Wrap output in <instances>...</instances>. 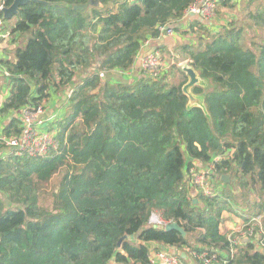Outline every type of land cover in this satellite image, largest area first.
<instances>
[{
  "label": "trees",
  "instance_id": "obj_1",
  "mask_svg": "<svg viewBox=\"0 0 264 264\" xmlns=\"http://www.w3.org/2000/svg\"><path fill=\"white\" fill-rule=\"evenodd\" d=\"M44 1L65 4L28 2L9 26L0 11L3 28L26 35L0 54V93L9 85L0 116L41 103L51 88L70 90L55 122L57 149L0 156V264H149L151 243L175 248L181 264H202L203 253L212 264H264L257 242L232 252L220 230L223 211L244 212L247 223L264 207L254 196L264 194V0H220L216 14L229 10L228 21L195 19L184 29L173 25L198 0ZM161 26L188 37L160 76L103 81V73L130 70ZM179 61L209 80L211 123L200 108L186 109ZM18 132L14 118L2 130ZM212 161L214 180L227 174L238 200L213 182L215 192L202 194L186 177L187 168ZM152 213L186 236L148 224Z\"/></svg>",
  "mask_w": 264,
  "mask_h": 264
},
{
  "label": "built area",
  "instance_id": "obj_2",
  "mask_svg": "<svg viewBox=\"0 0 264 264\" xmlns=\"http://www.w3.org/2000/svg\"><path fill=\"white\" fill-rule=\"evenodd\" d=\"M126 1L135 2L136 0ZM219 2L220 0H198L186 8L184 18L198 16L204 20H211L216 16V9ZM158 29L160 32L158 38L162 35H172L174 33V29L171 27L161 26L158 27ZM9 33L8 29L2 27V22L0 20V40L7 38ZM166 64L164 63L161 51L155 49L140 57L138 68L135 70L141 76L157 78L164 71ZM177 64L180 65L181 62L179 61ZM45 101L46 100H42L41 103L36 105L23 106L12 113L13 117L18 122L19 132L16 135H7L3 134L2 130L0 131V141L5 147L10 148V150L16 154L26 155L28 157L44 156L49 151L58 148L59 142L55 122L62 116L53 117L46 115ZM231 152L232 150H230L226 156L223 154L217 155L213 161H217L221 158H227ZM3 155L4 154H2V156ZM213 161L209 164L198 165V168L194 165L186 169V177L189 179L194 188L201 191L202 194H213L215 192V188L211 185V183L215 181L213 178V174L215 172ZM253 219L254 218H251L250 221L245 224L242 223L235 230L239 231L240 235L243 233L253 235L254 239H250L248 236H244L240 239L239 236L231 234V232L228 233V240L230 242L232 252L235 246L240 244L241 241H244V239H246V241L250 240L255 244L257 242L259 247L264 249V228L259 220ZM147 223L163 227L169 222L162 220L157 214L152 213L149 216ZM197 258L202 264H212L209 258L206 257V253L197 255ZM149 264H181L179 252L170 251L168 247L167 249L158 248L150 253ZM190 264H193V262Z\"/></svg>",
  "mask_w": 264,
  "mask_h": 264
},
{
  "label": "crops",
  "instance_id": "obj_3",
  "mask_svg": "<svg viewBox=\"0 0 264 264\" xmlns=\"http://www.w3.org/2000/svg\"><path fill=\"white\" fill-rule=\"evenodd\" d=\"M226 17L231 18V13L229 11H223L220 15H216L214 18H212L209 21H210V23L213 24L212 26H217V25L221 24L222 22L227 21L229 19L228 18L227 20H225ZM195 19L201 20V18L198 16L185 17V18L181 19L179 22L175 23L173 25V28L174 27H177L180 29L187 28L189 26V23ZM187 37L188 36H185L184 34L180 35L174 29V33L172 35H162L156 39H149L146 41V43L143 45V47H141V49L139 50L137 58H136L135 63L133 65V69L131 68L130 70H127L124 72H121L119 70L108 71L106 73H103L102 77L105 79H108L112 83L124 82V81L131 83L133 80H135L137 78V76L140 75L137 73V71L135 69L138 68L139 59L142 55L147 54V53H149L155 49H158L159 51H161L163 53V55L170 52V55L173 56V55H175L176 46L178 44L185 42L187 40ZM184 38H185V40L181 41ZM4 48H5V46L3 44H1L0 50H3ZM79 80H80V76L78 75L74 78L73 84ZM8 90H9V85L4 84L2 87L1 93H0V103H1V100L7 96ZM69 94H70V90L68 88H61L58 90H54L51 88L49 90V96L47 97V99L45 101V114L53 116V117L62 116V114L65 113V110H66L67 98H68ZM13 118L14 117L12 114L10 116H0V131L3 130L5 127H7L8 122ZM8 150H9V148H7L5 146L0 148V156H2V154H5ZM217 182L218 181H216V180L213 181L214 184H218ZM225 215H226V213H224V211H223L222 212L223 218ZM242 223H244V222H242ZM224 224H226L225 227L227 229H229L231 227L230 223H227L226 221H223V219H222V222L220 225V230L223 232L227 231L224 229ZM233 225L239 226V224H236L235 222L233 223ZM167 247L168 246H158L157 244H153V243L149 244V248L151 249V252H153V250L155 248L167 249ZM168 248L170 251H176L177 252V250L175 248H172V247H168ZM181 256L184 257L183 254H181ZM108 264H118V263H116L113 259H111L108 262Z\"/></svg>",
  "mask_w": 264,
  "mask_h": 264
},
{
  "label": "water",
  "instance_id": "obj_4",
  "mask_svg": "<svg viewBox=\"0 0 264 264\" xmlns=\"http://www.w3.org/2000/svg\"><path fill=\"white\" fill-rule=\"evenodd\" d=\"M28 2L43 3V4H48V5L65 4L64 2H61V1L49 2V1H44V0H12L9 6L0 7V11L2 12V17L5 19H9L17 15L18 9L20 8V6ZM89 4H90V1L84 4L73 5L72 7L74 9L82 10L86 8ZM179 68H180V71L186 77V81L181 86V91L187 98L186 109L190 110L193 107L200 108L205 114L208 122L211 123V117L208 113V110L205 104V94L210 88L209 80L206 78H202L199 75L198 71L195 70V68L187 62H182L179 65ZM196 86L201 88V91L199 93H195L193 91V88ZM220 181L223 183H228L229 176L227 174H222L220 176ZM193 202H196V199H194ZM163 228L164 230H171V229L177 230L178 232H180V234L183 237L186 236V232L176 222H169L165 224ZM124 239H126V236H123L120 238V240L118 241V245ZM244 241H246V239H244Z\"/></svg>",
  "mask_w": 264,
  "mask_h": 264
},
{
  "label": "rangeland",
  "instance_id": "obj_5",
  "mask_svg": "<svg viewBox=\"0 0 264 264\" xmlns=\"http://www.w3.org/2000/svg\"><path fill=\"white\" fill-rule=\"evenodd\" d=\"M221 11L223 12V11H229V10H227V9H222ZM221 11H220V12H221ZM216 15H217V14H216ZM228 18H229V17H226L225 20H227ZM237 18H242V16L239 14V15H237ZM0 20H1V22L3 21L1 18H0ZM227 21H228V20H227ZM14 22H15V17H11V18H9V19H6L4 24H5L6 26H9V25L13 24ZM4 24H3V25H4ZM25 38H26V35L23 36V37L21 38V40L24 41ZM21 40L18 39L17 35H13V34H10V33H9V34L7 35V38H3V39L0 40V44H3V45L5 46V48H4L3 50H0V54H4V56H9V53L7 52V49H8V48H10V49L14 48L15 46H17V44H18ZM184 40H185V38L182 39L181 41H184ZM161 53H162V52H161ZM162 55H163V53H162ZM163 59H164V63H165V64H166V62H167V64L165 65L166 67H168L170 63H173V62H174L172 56L170 55V52H168L167 54L163 55ZM166 67H165V68H166ZM102 79H103V81H105V82L109 81L108 79H105V78H102ZM186 176H187V173H186ZM56 179H57V178H55V179L52 181L53 184L56 183ZM217 183H218V184H216V187H219V189H220V188H223L224 190L231 192L237 200L239 199V193H238V190H237L236 187L234 186L235 184H234V182H232V179H231L230 177H229V182H228V183H223V182H221V181H218ZM254 196H255V198H256V200H257V204H261L262 202H264V194H263V193H261V194H255ZM193 200H194V199H193ZM249 200H250V197H248L247 200H243V202H244L246 205H250V204H252V203H250ZM40 202H41L43 205H49L50 202H51V197H50V196H45L43 199H41ZM194 203H195V202H194ZM233 204H234V203H233ZM233 204H231L230 206H232ZM234 209H235V208H230V209H227V210L224 211V213H226V215L224 216V218H223V216H222L223 221H226L227 223H230V224H231V227H230L229 229H227V228L225 227L226 224H224V229L227 230L228 233L231 232V234H235V235L239 236L240 239H241L242 237H244V236H248L250 239H254V236H253V235H247V234H244V233L240 235L239 231L235 230V229L238 227V225L235 226V225H233V223L235 222L236 224L241 225L242 222L244 221L243 218L241 217V215H242L244 212H243V213H242V212H239V215H237V214H235V213L233 212ZM256 212H257V215H256V217H255L253 220H259L260 223H261V225H262V227H264V207L259 208V209H256ZM244 214H245V213H244ZM251 218H252V217H251ZM251 218H250V219H251ZM250 219H249V220H250ZM249 220H248V221H249ZM248 221H246V222H248ZM244 223H245V221H244ZM234 226H235V227H234Z\"/></svg>",
  "mask_w": 264,
  "mask_h": 264
}]
</instances>
